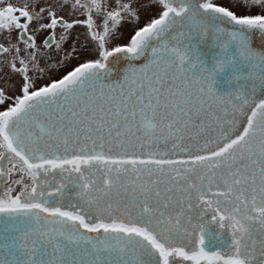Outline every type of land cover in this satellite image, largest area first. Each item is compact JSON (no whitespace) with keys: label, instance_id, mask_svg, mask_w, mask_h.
Segmentation results:
<instances>
[{"label":"snow or ice","instance_id":"obj_1","mask_svg":"<svg viewBox=\"0 0 264 264\" xmlns=\"http://www.w3.org/2000/svg\"><path fill=\"white\" fill-rule=\"evenodd\" d=\"M242 3L237 15L213 0H63L86 15L68 21L52 4L0 0V29L17 30L0 56L21 77V94L0 89V264H264V51L252 46L264 35V0ZM153 4L158 18L108 47ZM76 24L96 58L40 84L36 35L48 31L41 43L51 48L58 27L64 42ZM209 36L212 68L191 43ZM121 57L146 62L110 82ZM229 69L235 88L217 94ZM222 233L226 248L206 250Z\"/></svg>","mask_w":264,"mask_h":264},{"label":"flooded vegetation","instance_id":"obj_2","mask_svg":"<svg viewBox=\"0 0 264 264\" xmlns=\"http://www.w3.org/2000/svg\"><path fill=\"white\" fill-rule=\"evenodd\" d=\"M6 2H11L14 5L22 4L18 2L17 0H6ZM108 2L110 3L111 0H108ZM122 2L131 3L133 8L136 7L135 3H137L135 0H122ZM156 2L158 3V0H156ZM200 2H204V1L200 0ZM47 3L48 5L51 3H61L62 4L63 0H52ZM73 3H74V0H69V4H73ZM35 4L36 3H34V5ZM216 4L220 5L218 3ZM48 5L43 6V7H45L46 10H49ZM55 11L57 12V15L63 16L64 19L68 21H71L72 19L83 20L86 18V15L78 14V13H83L84 12L83 9H79L77 13V12H73V10L70 7H61L60 5V6H55ZM93 15H94V19H96L95 13ZM152 18H158V14L152 16L147 22L141 23L138 26H131V29L129 32L128 30L124 29L125 24H123L122 22V24L117 27L116 34L111 37L108 47L111 48L114 45L115 46L125 45L126 43L129 42L130 35L134 34L133 27L135 28V30H139L140 27H143L146 25V23H149ZM99 25H100V20L98 19L97 20L98 30H99ZM30 27L34 29L35 24H33ZM64 31H65L64 29L59 28V27L55 30L56 41L52 44L51 48L43 46L41 43L45 39V37L48 36V31H42L36 35V41H37L38 46L40 47V54H41L39 57L40 65L42 68L45 69L44 78L39 81L40 84H47L49 82L48 79L47 81H45L47 74L51 75L55 73L57 74V76L54 74L55 77H53V79H59V78H62V75L66 74L67 71L71 70L75 66H78L80 62H86L89 59L96 58L94 53L92 52V48L94 45L90 41V36L87 32L86 25H83V24L74 25L73 29L67 30L70 34L67 36L66 41L61 42L60 36H61V33ZM120 32H123L124 36L118 38V34ZM9 40H11L12 42H16L17 30L15 28H12L11 30L0 29V43H4L5 46L7 47L9 46L8 45ZM56 43H61V48L59 51L56 50ZM84 45H87V48L83 47ZM73 46H75L76 48V54H74L73 58H71L70 63H69V60L66 59V57H67V54L72 51ZM77 54H78V57H84V56L86 57L73 62ZM57 61H60L61 63L58 64ZM63 64H69V67L65 68L62 66ZM49 68L51 69V72L47 71ZM56 69L58 70L60 69V70L57 71ZM37 75H39V73H37ZM20 82H21V77L19 75L14 74L12 70L8 67L7 62L4 60L3 56H0V89L5 90L8 96L19 95L21 94L19 91ZM5 109H6V105L0 106V110H5ZM19 178H20V175L18 172H14L11 177L12 180H16ZM57 180H59L58 175H57ZM25 182L27 183L28 181L26 180ZM4 187H5L4 184L0 183V191H3ZM19 190H20V186L16 185L15 191H19ZM13 194H15V192ZM208 227L214 229L215 231L218 228V226H216L215 224L209 225L207 226V228ZM226 241H227V233H222L221 240H215V241L207 240L206 241V250L208 251L224 250L227 246Z\"/></svg>","mask_w":264,"mask_h":264},{"label":"water","instance_id":"obj_3","mask_svg":"<svg viewBox=\"0 0 264 264\" xmlns=\"http://www.w3.org/2000/svg\"><path fill=\"white\" fill-rule=\"evenodd\" d=\"M221 26L223 27V25H221ZM191 43L196 45V48L201 53V56L205 60L206 65L209 68H212L213 67V60L211 58L210 53L213 50V45H212L211 36L205 38L203 40V42H201L200 40H198L196 38H193L191 40ZM252 46L255 49L264 51V35H261L258 33L254 34L252 36ZM149 54H150V50H149ZM144 62H146L145 57H141L140 60H138V61H129V60L124 59L122 57L119 59L112 60L111 65H110L111 75L109 77V81L115 82V81H118L120 78H122L124 71L126 70V68L128 67V65L130 63H135V64H137V66H140V64H142ZM198 71H199L198 68L194 69L193 74L198 73ZM229 73H230V69L226 70L222 74L217 75V77L215 78L214 88H215L217 94L223 95V94H227L228 92L234 90L235 85L228 83ZM257 95L260 98H264V94H262V93H257ZM244 126H246V119L238 118L237 119V130H238V132H242ZM233 138H235V135H233ZM193 151H195V149H193ZM201 154H204V153H201ZM175 158H187V157L186 156H179V157H175ZM93 235H95V234H93Z\"/></svg>","mask_w":264,"mask_h":264},{"label":"rangeland","instance_id":"obj_4","mask_svg":"<svg viewBox=\"0 0 264 264\" xmlns=\"http://www.w3.org/2000/svg\"><path fill=\"white\" fill-rule=\"evenodd\" d=\"M17 1L20 3L25 2V0H17ZM50 1H52V0H29V2L32 3L33 5H34V3H36L35 5H40V6H46V5H48L47 2H50ZM135 1L137 2V3H135L136 7H137L138 3H141V4L147 3V0H135ZM213 1L216 3H220L223 6L228 7L229 10H232L237 15L246 14L247 9L245 8L244 4L242 3V0H213ZM51 4H53L55 6L61 5V3H51ZM159 8H162V5H160ZM250 11L253 13L258 12V8L252 7L250 9ZM157 14H158V10H157V7L155 6V4H153L151 8H147V7L138 8L137 9L138 18L134 19V21L131 23H123V24H125L124 29L128 30V32H129L131 29V26H138L141 23L147 22L152 16L157 15ZM84 57H86V56H84ZM84 57L75 58L73 62H75L76 60L82 59ZM45 66H46V64H45ZM56 70L59 71L60 69L59 70L56 69ZM54 74H51V76L52 77H55V75L57 76V74H55V75ZM49 75L50 74H47V77ZM47 77L45 78L46 79L45 81H47ZM169 211H173V209H170ZM207 219L210 220V216ZM174 264H190V262H184V261H182L181 258H176Z\"/></svg>","mask_w":264,"mask_h":264}]
</instances>
